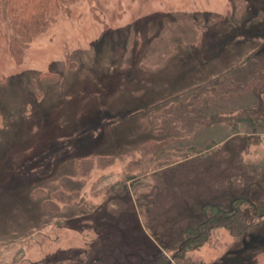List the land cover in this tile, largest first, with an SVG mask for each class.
Here are the masks:
<instances>
[{
  "label": "rangeland",
  "instance_id": "rangeland-1",
  "mask_svg": "<svg viewBox=\"0 0 264 264\" xmlns=\"http://www.w3.org/2000/svg\"><path fill=\"white\" fill-rule=\"evenodd\" d=\"M227 72L249 86L231 104L255 127L197 130L187 112L200 107L184 95L175 122L156 135L165 108L158 103ZM153 139L172 141L177 161L189 148H213L156 170L140 150ZM97 156L113 164L92 169L75 203L44 208L60 178L78 177V162ZM263 177L264 0H79L21 63L7 56L0 264H151L159 253L172 260L186 230L203 220V205L253 202ZM195 257L264 264V217L242 238L217 229Z\"/></svg>",
  "mask_w": 264,
  "mask_h": 264
},
{
  "label": "trees",
  "instance_id": "trees-1",
  "mask_svg": "<svg viewBox=\"0 0 264 264\" xmlns=\"http://www.w3.org/2000/svg\"><path fill=\"white\" fill-rule=\"evenodd\" d=\"M79 0H0V83L3 82V73L6 68L8 54H12L17 63H21L22 55L26 48L41 35L47 33L56 22L61 12H70L71 5ZM8 26V33H5L3 24ZM250 61L247 57L243 63ZM227 73L212 77L209 81L193 86L184 92L164 100L157 105H165L164 111L158 116L155 133L164 135L169 126L173 124L174 113L178 112L181 106V99L188 95L189 106L200 107L197 112H187L197 125L201 128L210 129L215 125L224 124L234 130L232 135L238 133L241 123L255 127V118L245 116L238 105H232V98L239 95L249 86H241V83L234 82ZM239 86V87H238ZM257 87L251 88L252 90ZM240 91V94L239 92ZM194 101L195 103H192ZM238 102V100L236 101ZM168 105V106H166ZM226 107L223 109L221 107ZM152 115L151 113H149ZM182 120H179V123ZM176 124V123H175ZM170 140H149L140 150L148 155L150 162L160 164L156 170L165 169L188 160L191 156L201 157L209 154L213 145H207L202 149L195 150L192 147L184 150L182 160H174L173 154L167 147ZM216 146V145H215ZM190 151V152H189ZM204 151V152H202ZM114 157L101 156L89 157L78 162V177L64 176L58 181V188L53 192V198L44 200L43 206L49 211H58L60 205L75 203L85 188L86 177L96 165L107 167L113 164ZM139 165V164H138ZM158 172V171H157ZM127 178H132L127 175ZM135 177V176H134ZM255 184H252V186ZM256 186V185H255ZM261 188L257 198L253 202L244 196L236 197L227 205L224 203H207L202 206L203 220L195 226L186 230V237L172 256V260L163 253L154 254L151 264H204L196 259L195 253L204 245L209 244L217 229L228 231L234 238H242L255 225L256 221L264 217V177L258 181ZM44 192L42 191L41 194ZM249 208V212L248 211ZM98 264V263H96ZM101 264V263H100Z\"/></svg>",
  "mask_w": 264,
  "mask_h": 264
},
{
  "label": "water",
  "instance_id": "water-1",
  "mask_svg": "<svg viewBox=\"0 0 264 264\" xmlns=\"http://www.w3.org/2000/svg\"><path fill=\"white\" fill-rule=\"evenodd\" d=\"M247 200H249V198L248 197H245ZM235 199V198H234ZM234 199H232V201L234 200Z\"/></svg>",
  "mask_w": 264,
  "mask_h": 264
}]
</instances>
